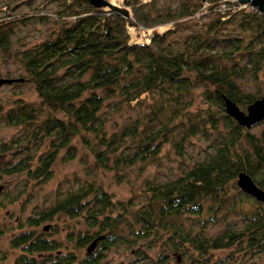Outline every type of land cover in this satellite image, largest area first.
Segmentation results:
<instances>
[{
    "label": "trees",
    "instance_id": "16d2710c",
    "mask_svg": "<svg viewBox=\"0 0 264 264\" xmlns=\"http://www.w3.org/2000/svg\"><path fill=\"white\" fill-rule=\"evenodd\" d=\"M108 3L115 8L122 5L128 18L110 8L69 0L57 12L60 25L20 54L28 82L54 116L40 122L37 111L22 101L15 109L0 105V125L27 129L15 148L22 149L25 157L9 164L3 173L10 177L25 174L34 183L47 182L62 151L68 160L73 158L69 155L76 138L89 147L103 171H121L146 162L170 143L168 128L163 126L143 136L137 129L108 134L105 114L155 98L163 100V111L171 107L175 111L196 83L207 87L202 96L206 116L211 121V111L219 114L222 129L214 127L219 134L211 153L192 169L172 181L146 184L147 200L141 205L114 202L101 185L87 182L48 210L20 221L18 233L10 242L12 249L20 251L13 264H103L105 254L119 243L154 238L173 245L176 255L186 247L205 257L226 250L264 254V204L236 185L238 176L246 174L264 191V122L256 126L257 133L251 132L254 128L239 127L226 114L224 101L228 99L244 112L264 99V15L238 0H192L175 18L150 17L144 10L153 8L156 0ZM4 12L9 13V6ZM209 15L216 18L213 24H199ZM191 21L199 34L186 50L170 48L166 39ZM229 26H235L238 32L212 37ZM209 38L220 48L213 62L208 54H202L206 50L201 45ZM0 48L11 53L9 36L1 27ZM6 80L19 81L13 84L27 82L22 78ZM249 82L254 84L252 92L246 88ZM194 126H188L193 137ZM85 136L94 138L95 148ZM126 138L130 146L125 145ZM45 141L49 149L37 156V166L33 167L32 156L39 153ZM10 148L3 144L1 150ZM179 150L180 146V154ZM239 201L254 205V209L244 215L242 226L226 229L215 238L203 237L194 230L187 232L178 222L192 218L197 228L204 230L207 225H216L222 212H235ZM5 206L0 203V212ZM60 216L83 218L93 230L92 234H79L70 240L77 251L85 250L82 259L74 252L64 254L57 241L34 233L33 229ZM124 227L130 240L121 233ZM6 233L0 228V237ZM92 245L95 247L90 250Z\"/></svg>",
    "mask_w": 264,
    "mask_h": 264
},
{
    "label": "rangeland",
    "instance_id": "374dc122",
    "mask_svg": "<svg viewBox=\"0 0 264 264\" xmlns=\"http://www.w3.org/2000/svg\"><path fill=\"white\" fill-rule=\"evenodd\" d=\"M114 2V0H105ZM65 2L69 0H0V27L1 31L9 36L11 53L8 55L0 48V80L1 79H25L27 82L4 85L0 88V105L15 109L22 101L28 107L34 108L40 116V122L53 117L51 111L43 106L37 96L35 87L29 81L28 74L20 63V54L25 49L33 47L43 41L55 30L60 21L57 12L64 9ZM192 0H156L153 8L144 11L153 18H175L178 11ZM9 6V13L4 9ZM122 5L116 8L122 9ZM166 15V16H165ZM214 15L201 19L199 24L209 26L215 21ZM193 21L186 24L177 34L170 35L166 44L174 50H186L193 37L200 32ZM237 28L229 26L226 30L218 31L212 37L223 38L236 34ZM201 48L202 54H208L210 61H216L217 52L220 48L207 39ZM247 91H254L252 82L246 83ZM207 87L202 83H196L195 88L182 99V104L175 110H162L161 98L150 100L135 107L124 106L119 111L105 114L107 119L108 134L121 130L137 129L140 135H148L163 126L168 128L166 134L170 142L160 149V153L146 162L136 163L130 168L121 171H103L95 163V159L88 146H84L81 139L72 140L71 160L62 151L52 171V179L44 183L28 181L25 174L7 176L3 173L9 164H15L25 157L22 149H15L22 141L27 129L7 128L3 123L0 125V203L6 206L0 212V228L7 233L0 237V264H13L20 254L19 250L12 249L10 242L18 233L17 227L20 221L28 217L48 210L61 198L75 192L87 182H96L101 185L112 197L114 202L132 201L134 204H143L147 200L146 184L165 183L181 176L185 171L193 168L202 161L216 143L218 130L222 129V119L215 111H211V121L206 116L207 105L203 93ZM246 113V110H244ZM177 115V118H176ZM60 117V116H58ZM187 118L189 121H187ZM173 119V121H172ZM172 121V122H171ZM211 123H210V122ZM209 122V123H208ZM195 124L194 137L189 130V124ZM259 127L251 132L257 133ZM90 146H95L92 136H85ZM39 153L33 155V167L37 166V156L44 154L49 149L48 141ZM11 147L2 151V146ZM95 144V145H94ZM130 146V140L126 138V144ZM180 146V154L178 153ZM95 148V147H94ZM125 151V150H124ZM35 152V147H34ZM9 202H12L10 204ZM9 203V204H8ZM235 212H222L216 225H207L204 230L197 228L196 220L192 218L182 219L178 222L187 232L202 234L203 237L215 238L226 229H233L244 224V215L251 213L254 205L248 202L236 203ZM48 227V228H47ZM38 236H46L55 240L62 246V252H74L79 259L85 257V250L77 251L71 238L79 234H92L87 221L83 218L75 219L60 216L50 223H45L39 228L33 229ZM121 233L130 240L129 232L124 227ZM166 235L162 236L165 237ZM173 245L159 239H151L137 243H119L105 255L103 264H264V254L244 253L243 251H218L208 256H202L194 252L190 247L181 250L176 255ZM77 264V263H76Z\"/></svg>",
    "mask_w": 264,
    "mask_h": 264
},
{
    "label": "water",
    "instance_id": "95a60500",
    "mask_svg": "<svg viewBox=\"0 0 264 264\" xmlns=\"http://www.w3.org/2000/svg\"><path fill=\"white\" fill-rule=\"evenodd\" d=\"M89 3L94 8H110L112 11L118 12L122 16L128 18V13L125 10L115 8L111 6L105 0H82ZM242 5H250L256 8L261 14L264 15V0H238ZM13 80H0V88L4 85H11ZM21 82V81H20ZM225 111L226 114L232 118L239 127L251 130L264 122V99L257 101L253 105L249 106L246 113L241 111L234 103L225 99ZM237 187L246 195L252 197L257 202L264 204V191L259 189L252 179L246 174H240L237 178ZM95 246L92 245L90 250Z\"/></svg>",
    "mask_w": 264,
    "mask_h": 264
}]
</instances>
